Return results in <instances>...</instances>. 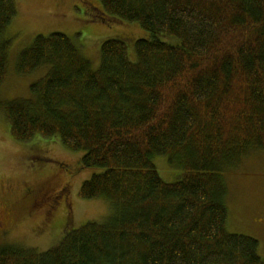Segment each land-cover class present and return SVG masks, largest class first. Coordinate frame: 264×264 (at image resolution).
I'll use <instances>...</instances> for the list:
<instances>
[{
    "label": "trees",
    "instance_id": "obj_1",
    "mask_svg": "<svg viewBox=\"0 0 264 264\" xmlns=\"http://www.w3.org/2000/svg\"><path fill=\"white\" fill-rule=\"evenodd\" d=\"M97 1L152 35L135 42L136 62L109 39L93 70L67 36L38 35L16 70H49L31 99L4 108L16 141L57 136L84 153L82 169H102L78 197L107 199L113 212L45 252L0 247V264H264L257 240L226 232L221 175L264 151V0ZM16 13L14 0H0V86ZM157 156L182 168L181 178L163 181Z\"/></svg>",
    "mask_w": 264,
    "mask_h": 264
},
{
    "label": "rangeland",
    "instance_id": "obj_2",
    "mask_svg": "<svg viewBox=\"0 0 264 264\" xmlns=\"http://www.w3.org/2000/svg\"><path fill=\"white\" fill-rule=\"evenodd\" d=\"M14 1L17 13L5 33L10 45L6 74L0 86V221L8 222L11 228L0 233V247L18 246L45 252L57 246L67 232L88 222H104L111 216L113 207L107 199L81 200L78 197L81 184L103 171L82 169L83 152L67 150L57 136H35L28 142H18L11 136L4 106L11 101L31 99L30 86L49 70L42 67L21 76L16 70L18 55L36 36L60 33L70 38L80 55L97 70L104 41H123L129 61L135 63V42L151 39L152 35L136 23L104 14L97 0ZM157 38L172 46L179 44L175 37ZM55 161L68 165L72 175L58 168ZM153 163L165 182H175L183 174V169L170 164L166 156L153 158ZM221 175L226 186V232L257 240L259 255L264 260V151H251ZM67 182H71L74 196L72 212L66 217L69 219H65L61 210L50 227L43 226L45 208L32 212L28 202L21 198L24 189H58Z\"/></svg>",
    "mask_w": 264,
    "mask_h": 264
},
{
    "label": "flooded vegetation",
    "instance_id": "obj_3",
    "mask_svg": "<svg viewBox=\"0 0 264 264\" xmlns=\"http://www.w3.org/2000/svg\"><path fill=\"white\" fill-rule=\"evenodd\" d=\"M55 163L57 164L58 168L65 170L68 175H72V172H70L68 169V165L59 161H55ZM72 192V184L71 182H67L58 189L42 188L39 190L31 187H26L23 191L21 198H23V201L28 202V206L30 209H32V212H36L41 210V208H45L44 211L46 216L45 219H43L42 225L45 227H50V225L56 219L61 210L64 212L63 215L65 216V219L67 215L71 214L73 207L71 205V201L74 198ZM10 228L11 226H9L8 222L5 221L3 223L2 221H0L1 234L5 233L4 229L9 230Z\"/></svg>",
    "mask_w": 264,
    "mask_h": 264
}]
</instances>
